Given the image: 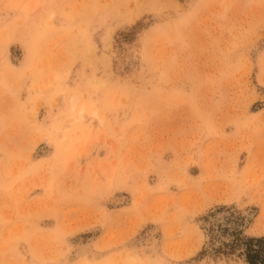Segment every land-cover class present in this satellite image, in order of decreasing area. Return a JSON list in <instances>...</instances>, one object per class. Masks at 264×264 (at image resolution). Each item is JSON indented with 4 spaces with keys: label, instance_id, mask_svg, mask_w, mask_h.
<instances>
[{
    "label": "rangeland",
    "instance_id": "rangeland-1",
    "mask_svg": "<svg viewBox=\"0 0 264 264\" xmlns=\"http://www.w3.org/2000/svg\"><path fill=\"white\" fill-rule=\"evenodd\" d=\"M262 236L264 0H0V264Z\"/></svg>",
    "mask_w": 264,
    "mask_h": 264
},
{
    "label": "trees",
    "instance_id": "trees-1",
    "mask_svg": "<svg viewBox=\"0 0 264 264\" xmlns=\"http://www.w3.org/2000/svg\"><path fill=\"white\" fill-rule=\"evenodd\" d=\"M231 248L238 247L240 256L247 264H264V236L258 238L235 239Z\"/></svg>",
    "mask_w": 264,
    "mask_h": 264
},
{
    "label": "bare ground",
    "instance_id": "bare-ground-1",
    "mask_svg": "<svg viewBox=\"0 0 264 264\" xmlns=\"http://www.w3.org/2000/svg\"><path fill=\"white\" fill-rule=\"evenodd\" d=\"M75 104H76V99L75 98H71L70 100V108L73 110V108L75 107ZM81 113H82V110L79 112V118L81 117ZM82 118V117H81Z\"/></svg>",
    "mask_w": 264,
    "mask_h": 264
}]
</instances>
